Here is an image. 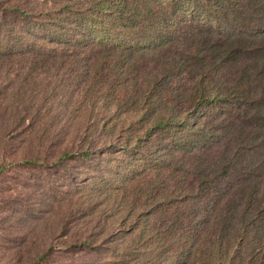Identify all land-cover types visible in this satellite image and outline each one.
Returning a JSON list of instances; mask_svg holds the SVG:
<instances>
[{
    "label": "trees",
    "instance_id": "1",
    "mask_svg": "<svg viewBox=\"0 0 264 264\" xmlns=\"http://www.w3.org/2000/svg\"><path fill=\"white\" fill-rule=\"evenodd\" d=\"M0 71L6 131L118 149L138 264H264V0H0Z\"/></svg>",
    "mask_w": 264,
    "mask_h": 264
},
{
    "label": "rangeland",
    "instance_id": "2",
    "mask_svg": "<svg viewBox=\"0 0 264 264\" xmlns=\"http://www.w3.org/2000/svg\"><path fill=\"white\" fill-rule=\"evenodd\" d=\"M66 1L1 0L36 5ZM7 77L0 71V100L8 95ZM3 117L0 112V264H138V252L125 249L134 237L116 235L122 215L117 206L105 199L95 204L105 194L109 170H114L113 181L129 169L118 149L100 150L89 160L65 158V150L79 151L67 144V133L58 142L31 143L29 133L24 138L6 131ZM111 180L110 191L116 188Z\"/></svg>",
    "mask_w": 264,
    "mask_h": 264
}]
</instances>
